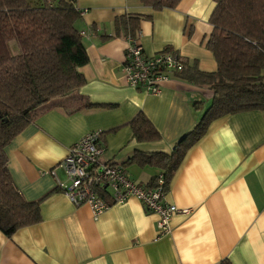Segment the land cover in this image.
<instances>
[{
    "label": "crops",
    "instance_id": "1",
    "mask_svg": "<svg viewBox=\"0 0 264 264\" xmlns=\"http://www.w3.org/2000/svg\"><path fill=\"white\" fill-rule=\"evenodd\" d=\"M74 5L81 11L75 26L86 32L88 62L79 67L85 83L35 108L32 122L5 148L18 189L28 200L40 199L41 220L10 237L0 231V264H218L225 259L264 264V111L216 118L188 148L165 194L187 212L172 215L169 233L158 231L157 216L135 197L94 217L87 205L73 204L61 190L68 181L59 163L88 131L118 127L102 136L103 162L121 164L134 153L169 154L211 101L210 89L178 76L157 94L130 86L122 69L126 39L115 35V17L150 14L140 21L138 42L145 54L169 48L184 64L216 70L205 47L213 0H180L160 10L138 0H74ZM139 110L159 139L132 138L124 124ZM124 169L144 185L159 173L134 163Z\"/></svg>",
    "mask_w": 264,
    "mask_h": 264
},
{
    "label": "trees",
    "instance_id": "2",
    "mask_svg": "<svg viewBox=\"0 0 264 264\" xmlns=\"http://www.w3.org/2000/svg\"><path fill=\"white\" fill-rule=\"evenodd\" d=\"M138 1L160 10L174 8L180 0ZM213 1L209 17L212 30L205 47L216 60V70L200 71L182 59L183 69L174 74L210 89L209 106L171 153H134L120 164L123 168L132 163L158 168L166 189L186 151L204 135L212 120L242 111H264V0ZM80 15L74 0H0V231L7 237L39 222L41 214L40 199H26L16 186L5 148L32 122L35 108L85 83L79 67L88 62V56L75 26ZM149 17L141 13L115 17V35L138 40L140 21ZM11 40L18 43L15 54L10 50ZM124 125L137 142L160 137L141 110ZM117 128L102 131V136ZM156 178L157 174L147 186H154ZM218 264L231 263L225 259Z\"/></svg>",
    "mask_w": 264,
    "mask_h": 264
},
{
    "label": "built area",
    "instance_id": "3",
    "mask_svg": "<svg viewBox=\"0 0 264 264\" xmlns=\"http://www.w3.org/2000/svg\"><path fill=\"white\" fill-rule=\"evenodd\" d=\"M80 35H86V32L80 31ZM125 39L122 69L130 86L157 94L166 81L183 69L182 58L176 52L163 49L147 55L138 40L130 36ZM104 149L100 129L88 131L70 145L59 163L68 181L65 186L60 185L61 190L73 204L87 205L94 217L112 204L135 197L144 209L157 216L158 231L169 233L172 215L187 211L178 209L165 199L167 189L162 174H157L152 187L140 184L131 179L120 164L103 162Z\"/></svg>",
    "mask_w": 264,
    "mask_h": 264
},
{
    "label": "rangeland",
    "instance_id": "4",
    "mask_svg": "<svg viewBox=\"0 0 264 264\" xmlns=\"http://www.w3.org/2000/svg\"><path fill=\"white\" fill-rule=\"evenodd\" d=\"M9 43H10L9 46H10V50H11L12 54H15L16 51H14V50H15L16 46H18L17 41H15V40L12 41V40H11ZM15 45H16V46H15ZM13 49H14V50H13Z\"/></svg>",
    "mask_w": 264,
    "mask_h": 264
}]
</instances>
